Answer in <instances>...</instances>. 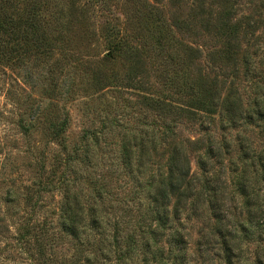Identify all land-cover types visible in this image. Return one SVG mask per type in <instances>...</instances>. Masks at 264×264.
<instances>
[{
  "label": "trees",
  "instance_id": "obj_1",
  "mask_svg": "<svg viewBox=\"0 0 264 264\" xmlns=\"http://www.w3.org/2000/svg\"><path fill=\"white\" fill-rule=\"evenodd\" d=\"M169 5L173 10L162 0H0V67L16 71V81L29 88V62L46 67L47 102L23 109L14 125L23 137L40 130L58 148L53 163L45 156L29 183L1 197L0 264H192L176 227L185 204L198 195L188 152H197L199 169L210 177L237 154L257 183L264 182V144L258 149L241 135L264 137V0ZM91 7L105 12L100 31L106 49L82 59L68 32L73 25L81 30ZM81 85L133 90L139 100L129 105L143 111L138 127L117 123L120 143L108 163V174L131 186L134 207L122 215L109 217L104 187L87 171L102 133L117 120L104 116L100 127L84 130L81 146L67 145V104ZM148 111L156 117L148 120ZM184 119L198 124L195 139L177 131ZM238 192L246 195L243 188ZM258 194L256 202H243L244 219L226 225L221 208L208 204L226 264L242 241L253 245L252 263L264 264ZM45 196L58 197L51 211H40ZM64 243L68 251H58Z\"/></svg>",
  "mask_w": 264,
  "mask_h": 264
},
{
  "label": "rangeland",
  "instance_id": "obj_2",
  "mask_svg": "<svg viewBox=\"0 0 264 264\" xmlns=\"http://www.w3.org/2000/svg\"><path fill=\"white\" fill-rule=\"evenodd\" d=\"M169 1L162 0L167 11L173 10ZM102 13L105 12L98 7L89 8L81 30L78 25H73L72 31L74 32H68V35L75 41L71 47L82 59L91 58L94 55L101 56L106 49L100 31L104 21ZM29 70L32 72V77L29 79L32 88H29V85H22L19 80L16 81V71L14 73L8 68L0 67V139L4 142L3 147H0V199L7 190L15 191L24 182L29 183L37 174L36 164L44 161L46 157L47 163L49 161L53 163L51 155L58 150L55 145L48 143L47 137L40 130L23 137L14 125L23 109L31 111L30 108H36L39 104L47 102L43 94L44 87H46L45 65H37L30 61ZM20 86H23L24 90L19 89ZM138 100V96L130 89H107L104 92H97L81 85L67 104L70 114V123L66 132L68 148L81 146V135L84 130L100 127L104 116H108V121L113 118L117 120L109 131L105 129L102 133L105 138H100L98 151L89 163L90 168L87 169L92 172L93 178H98L97 183H102L104 187L103 206L109 217L125 214L126 208L133 209L134 207V202L130 200L131 186L126 182L127 179L122 176L116 178L109 175L108 163L116 155L115 152L120 143L119 133L122 129L120 126L117 127V123L122 126L136 125L138 127L140 125L137 120L141 121L143 116L141 106L130 107L129 105ZM148 114V120L156 117L150 111ZM181 121L177 126L180 136L195 139L200 135L198 124L186 119ZM214 130L217 131L216 125H214ZM241 135L246 139L253 138L258 149L264 144V137L257 134V131L241 133ZM188 153L192 178L198 187V195L192 202L185 204L181 211L182 219L179 224H176L184 239L188 241V257L187 255L186 257L192 264H226L223 260L224 250L220 240L213 235L214 220L208 204L211 203L221 208L220 214L224 216L225 225L230 221L234 223L236 219L242 220L245 218L242 204L246 200L256 202L253 198L256 190L261 196L259 198L264 200V182L260 183L258 180L260 184L257 183L253 168L249 164L243 165L237 154H233L230 158L226 157L224 166L217 165L215 175L210 177L203 175L199 169L196 162L197 152L189 151ZM79 154L82 156L83 150H80ZM101 156L102 161H100ZM96 159L99 160L98 163ZM51 163L48 164L49 168L53 167ZM205 181L207 184L204 183ZM85 186L86 184H82V187ZM239 188H243L246 195L239 194ZM57 200V196H45L41 202L40 211H51ZM260 202L264 204V201ZM181 203L184 204V201ZM132 213L136 215V211L133 210ZM68 248V244L64 243L58 251H68ZM253 251V245L246 241L240 242L232 264H253ZM163 263L167 264V261ZM136 264L141 263L137 261Z\"/></svg>",
  "mask_w": 264,
  "mask_h": 264
}]
</instances>
